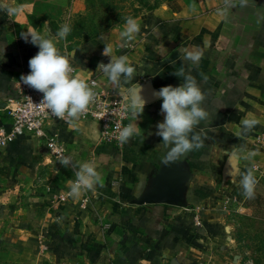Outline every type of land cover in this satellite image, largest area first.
<instances>
[{"label":"crops","instance_id":"1","mask_svg":"<svg viewBox=\"0 0 264 264\" xmlns=\"http://www.w3.org/2000/svg\"><path fill=\"white\" fill-rule=\"evenodd\" d=\"M223 7L224 0H172L142 17L140 32L127 44L117 32L72 51L58 45L84 80L109 62L104 43L128 57L136 68L133 80L103 78L130 99L142 92L141 134L119 149L101 142L96 121L56 120L50 127L66 144L73 162L68 168L29 134L1 149L0 264L204 263L222 237L229 207L244 199L232 181L254 166L259 183L264 170V142H256L264 133V0H248L245 7L237 0L226 17L219 14ZM38 51L13 32L0 1V103L13 100L19 70L29 69ZM189 54H199L198 63L186 59ZM180 68L206 92L211 123L196 129L208 137L201 149L164 166L163 145L156 148L162 138L155 135L164 119L162 100L154 93L182 84L173 75ZM244 118L259 123L244 132ZM10 126L0 105V127ZM253 151L252 160L243 158ZM87 161L97 165L103 187L74 199L73 169ZM161 187L168 188V200L143 201Z\"/></svg>","mask_w":264,"mask_h":264},{"label":"clouds","instance_id":"2","mask_svg":"<svg viewBox=\"0 0 264 264\" xmlns=\"http://www.w3.org/2000/svg\"><path fill=\"white\" fill-rule=\"evenodd\" d=\"M238 4L240 7H245L248 0H238ZM236 6L237 0H224V7L219 10V14L226 17L228 10ZM21 10L22 6L8 9L11 14H19ZM71 30V26L64 23L56 33H51L45 27L44 34L40 32L22 34L25 42L37 46L39 51L28 61L30 72L21 76L24 84L42 93L41 104L57 118H67L69 123L87 113L89 106L96 100L95 81L88 82L75 75L73 64L58 47L60 41L67 39ZM139 32L140 25L137 20L129 16L119 36L127 44L133 41ZM104 44L102 55L110 59L107 64L99 63L97 68L102 69L114 84L133 80L136 68L129 62L128 57L113 54V48L108 43ZM200 58L199 54H189L186 57L192 63H198ZM173 75L183 78V83L179 86H163L154 93L162 100L160 111L164 119L157 123L155 135L162 138V142L156 148L163 145L161 163L164 166H170L187 153L201 149L204 146V140L208 137L202 128L200 131L196 129L202 122L211 123V114L203 107L206 92L202 90L196 78L185 73L183 68L174 71ZM145 106L142 92L132 98L126 106L131 119L136 123L130 121L120 128L117 139L121 144L128 143L133 137L141 134L137 121L143 114ZM240 123L243 131L247 132L257 126L259 121L244 118ZM256 154L254 151L248 152L243 158L250 161ZM59 162L66 168L73 163L70 157H64ZM73 171L75 180L70 181L69 194L74 199H79L87 191L94 190L96 185L103 187L102 176L94 162H83L75 166ZM238 175L239 182L237 183L236 180L232 182L242 189L244 198L253 199L258 183L254 175V166L239 172Z\"/></svg>","mask_w":264,"mask_h":264},{"label":"rangeland","instance_id":"3","mask_svg":"<svg viewBox=\"0 0 264 264\" xmlns=\"http://www.w3.org/2000/svg\"><path fill=\"white\" fill-rule=\"evenodd\" d=\"M15 34L56 33L68 23L71 32L59 46L67 51L97 37L122 30L126 18L140 19L172 0H0ZM22 6L19 14L8 9ZM119 34V33H118ZM264 168V159H263ZM222 237L204 255L203 264H264V170L253 199L231 205Z\"/></svg>","mask_w":264,"mask_h":264},{"label":"built area","instance_id":"4","mask_svg":"<svg viewBox=\"0 0 264 264\" xmlns=\"http://www.w3.org/2000/svg\"><path fill=\"white\" fill-rule=\"evenodd\" d=\"M71 63L76 74L78 68ZM29 72L30 69L21 68L16 76L15 96L5 107L11 118V126L0 127V150L15 142L20 136L29 134L43 139L48 153L60 161L64 157H69L68 150L66 144L50 126L56 120L67 121V118L59 119L54 116L40 103L42 93L23 83L21 76ZM103 76L105 74L100 69L98 74L85 79L88 82L95 81L96 100L89 106L88 112L79 119L96 121L100 125L101 142L122 149L125 144H121L117 136L120 128L130 122L126 106L131 99L130 96L121 94L118 87L107 85ZM256 142H264V133L257 135Z\"/></svg>","mask_w":264,"mask_h":264},{"label":"water","instance_id":"5","mask_svg":"<svg viewBox=\"0 0 264 264\" xmlns=\"http://www.w3.org/2000/svg\"><path fill=\"white\" fill-rule=\"evenodd\" d=\"M0 105L7 106L6 102H2ZM168 198V188L161 187L157 193L144 197L143 201H165Z\"/></svg>","mask_w":264,"mask_h":264},{"label":"trees","instance_id":"6","mask_svg":"<svg viewBox=\"0 0 264 264\" xmlns=\"http://www.w3.org/2000/svg\"><path fill=\"white\" fill-rule=\"evenodd\" d=\"M100 36H103V38H106V37H107V35L99 34L97 37H95V38H93V39H96V38H98V37H100Z\"/></svg>","mask_w":264,"mask_h":264}]
</instances>
